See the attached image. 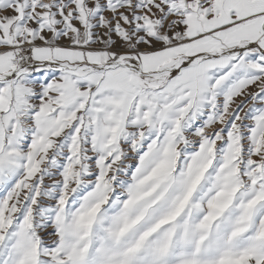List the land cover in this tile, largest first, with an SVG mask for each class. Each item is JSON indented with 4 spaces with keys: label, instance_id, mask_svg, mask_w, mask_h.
<instances>
[{
    "label": "snow or ice",
    "instance_id": "6c2138e0",
    "mask_svg": "<svg viewBox=\"0 0 264 264\" xmlns=\"http://www.w3.org/2000/svg\"><path fill=\"white\" fill-rule=\"evenodd\" d=\"M0 264H264V0H0Z\"/></svg>",
    "mask_w": 264,
    "mask_h": 264
}]
</instances>
